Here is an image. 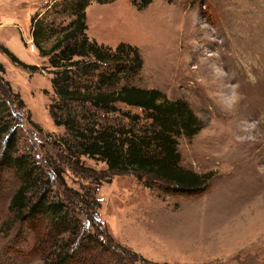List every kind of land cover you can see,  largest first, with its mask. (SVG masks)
Instances as JSON below:
<instances>
[{
  "label": "rangeland",
  "instance_id": "374dc122",
  "mask_svg": "<svg viewBox=\"0 0 264 264\" xmlns=\"http://www.w3.org/2000/svg\"><path fill=\"white\" fill-rule=\"evenodd\" d=\"M55 1L0 0V43L40 66L23 68L0 49V84L11 110L0 122L11 125L0 134V154L31 158L38 181L32 201L37 185L49 187V197L79 219L80 231L101 241V264H264V0H154L143 8L136 0H92L86 7L91 39L113 51L129 43L143 58L138 74L130 80L124 74L104 90L156 88L188 102L202 121L197 134L178 138L181 165L213 175L206 190L185 195L155 177L111 170L81 154L79 135L63 124L67 118L85 134L109 124L139 131L152 120L140 108L120 103L104 113L56 92L53 79L60 76L32 37L38 19L44 25L40 44L49 50L75 19ZM111 66L71 70L69 85L92 87ZM232 85L243 96L234 109L228 103ZM246 121L257 122L256 140L241 143L236 137L245 135ZM25 178L31 174L0 168V264H44L35 234L10 208Z\"/></svg>",
  "mask_w": 264,
  "mask_h": 264
},
{
  "label": "trees",
  "instance_id": "16d2710c",
  "mask_svg": "<svg viewBox=\"0 0 264 264\" xmlns=\"http://www.w3.org/2000/svg\"><path fill=\"white\" fill-rule=\"evenodd\" d=\"M92 0H62L55 1L61 6L73 10L75 19L69 26L61 29V37L44 50L40 44V34L44 25L37 21L33 25L32 37L41 55L49 56L50 64L56 68L55 74L60 77L53 79V86L62 98H71L80 102H89L95 109L104 113L117 111L118 104L126 107L140 108L152 122L149 127L136 131L123 126L105 125L95 127L87 134L75 128L74 119L67 118L65 123L75 129L79 135L81 154L100 158L111 170L133 171L139 175L155 177L166 183L167 190L176 194H190L207 189L208 181L213 173L199 174L181 165V153L178 149V138L181 135L189 137L197 134L202 128V121L198 119L188 102L182 99H168L164 93L156 88H142L124 84L120 88L104 90V87L114 85L125 76L130 80L143 67V58L139 49L129 43H120L116 50H112L87 35L86 7ZM99 3L114 0H97ZM140 8L150 5L154 0H136ZM53 6V5H52ZM56 7V9H57ZM59 10V9H58ZM59 12V11H58ZM1 51L13 63L30 70H38L40 66L29 64L20 59L8 47L0 43ZM78 58V59H76ZM81 58V59H79ZM90 58L93 61H85ZM113 65L112 69L102 71L92 87H71L70 71L80 69L83 73L98 70L101 65ZM94 72V71H93ZM7 91L11 92L9 83ZM83 89V90H82ZM5 86L0 84V122L5 116H11L9 100ZM133 120L138 115L125 113ZM55 116V115H54ZM7 118V117H6ZM60 123V121H56ZM78 127V126H77ZM11 128L9 121L0 123V134L7 133ZM13 137H9V142ZM0 154L1 167H15L20 172L30 176L13 195L10 208L14 212V219L35 234L36 245L42 254L44 264H101V241L96 239L90 231L81 232V222L71 215L69 206L64 202L50 198L49 187L37 185L38 196L32 201L30 192L36 178L35 164L28 155ZM36 174V173H35ZM33 182H28V181ZM170 191V192H171ZM65 234H69L68 238ZM104 250V249H102Z\"/></svg>",
  "mask_w": 264,
  "mask_h": 264
},
{
  "label": "clouds",
  "instance_id": "9594fccd",
  "mask_svg": "<svg viewBox=\"0 0 264 264\" xmlns=\"http://www.w3.org/2000/svg\"><path fill=\"white\" fill-rule=\"evenodd\" d=\"M217 71L222 73V69H217ZM238 85H232L231 91L228 94V103L230 108H235L240 101L243 99L242 94L238 91ZM246 127L243 129L245 135L237 136L236 139L243 143L246 141H255L256 135L252 134L257 129V122L251 121V122H245Z\"/></svg>",
  "mask_w": 264,
  "mask_h": 264
}]
</instances>
